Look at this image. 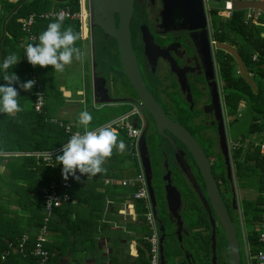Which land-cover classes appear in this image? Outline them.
<instances>
[{
    "label": "flooded vegetation",
    "instance_id": "obj_1",
    "mask_svg": "<svg viewBox=\"0 0 264 264\" xmlns=\"http://www.w3.org/2000/svg\"><path fill=\"white\" fill-rule=\"evenodd\" d=\"M133 6L134 10L129 21L130 41L145 86L165 115L171 121L183 126L204 151L221 201L235 228L232 211L235 210L237 213L238 208L241 209L242 199L240 197L243 192L240 191L233 174L232 157L229 154L228 165L225 159L226 146L229 152L230 121L225 110L222 80L216 74V79L209 78L210 70L204 35L191 29L170 28L169 24L165 25L161 16L164 7L163 0H134ZM114 19L117 25L116 13ZM142 24L147 26L150 36L146 32L144 35L141 32ZM88 34L92 51L99 50L103 54L111 53L112 59L114 54L118 70L119 59L115 39L110 36L105 39L98 27L91 28ZM93 55L95 56L94 52ZM96 62L95 73L105 77V86L110 97L135 98V93L121 72L116 76L115 81H112L109 76L107 77L106 71L98 67V61ZM90 79V93L92 94V74ZM212 81L216 82L215 91L212 89ZM118 82L119 87L122 84L128 88L127 94L119 93ZM215 92L218 99L214 95ZM133 108L138 111L136 106ZM136 116L139 118L140 115ZM145 116L146 118L142 114L140 117L143 120L142 130L147 127L146 142L153 188L160 187L164 191L158 196L156 193L157 203H159L158 215L165 221L161 211L164 207L161 200L165 194L164 187L167 185L172 219L175 222V218L179 221L180 217L182 222V239L178 241L177 238L172 237L175 252L172 251L171 255L164 253L165 263L167 264L170 260L169 264H181L180 262L185 260L187 264H195L197 258H204L200 264H224V261L228 263L226 241L215 215L212 213L214 219H211L207 212L205 202L209 204V199L206 184L192 155L170 131L163 129V132L159 133L152 117L148 113ZM171 139L177 149L173 146ZM201 139L206 142L207 146L202 144ZM181 156L188 166L185 168L190 171L192 177L187 172H183L178 159L181 160ZM213 227L216 243L214 260ZM189 234L193 244L191 252L186 249L184 242ZM189 256L192 257V261H189Z\"/></svg>",
    "mask_w": 264,
    "mask_h": 264
},
{
    "label": "trees",
    "instance_id": "obj_2",
    "mask_svg": "<svg viewBox=\"0 0 264 264\" xmlns=\"http://www.w3.org/2000/svg\"><path fill=\"white\" fill-rule=\"evenodd\" d=\"M69 8L75 12L80 8L79 0H0V63L4 57L15 53L19 59L7 72L15 73L21 83L30 79L36 81L31 91L19 89V104L22 111L15 115L0 113V153L4 152H30V154L3 156L0 155V164L3 163L5 171L0 172V264H51V249L46 242L43 248L48 251V259L43 260L42 255L33 253L37 231L43 223L44 212L40 188L51 181L59 182L62 177V165L56 156L62 154L59 150L51 158L52 163L43 161L42 155H33L31 152L43 153L60 149L68 141L65 131L67 120L61 122L57 119L52 122L48 117L54 98L47 90L51 88L57 93L59 89L50 85L52 66L33 68L25 56V38L27 32L21 28V20L29 14H39L49 10ZM244 10L232 12L225 24H220L214 38L234 46L241 56L246 71L257 77L258 87L253 89L249 83L237 73L233 57L217 50L219 76L224 88L225 105L231 114H234L237 104L243 98L247 111H255L264 117V38L256 31L258 27L243 22ZM54 22L53 18H35L31 27L38 43L39 35L46 30L47 25ZM71 26L80 35L78 19H65L64 28ZM82 39L76 42L81 49ZM256 54V59L252 56ZM95 59V57H94ZM4 71L0 70V85L6 84L3 80ZM42 91L43 105L40 111L35 109V91ZM60 102V101H59ZM62 103V102H60ZM252 119L249 124L250 131H262L263 123ZM62 123V125H60ZM70 127V126H69ZM74 131L75 126L70 127ZM95 128V127H92ZM237 173L240 177H252L256 191L254 199H244V211L247 221L254 228L249 232L252 251L259 248L258 229L264 212V157L259 154V147L253 145L248 149L243 160H239L241 148L234 152ZM126 157L130 158L129 154ZM73 179V178H72ZM70 179V182L72 181ZM134 189V188H133ZM61 207L54 208L52 212L58 213ZM23 233H28V240L23 251H15ZM240 241V240H239ZM227 264V261H226Z\"/></svg>",
    "mask_w": 264,
    "mask_h": 264
},
{
    "label": "water",
    "instance_id": "obj_3",
    "mask_svg": "<svg viewBox=\"0 0 264 264\" xmlns=\"http://www.w3.org/2000/svg\"><path fill=\"white\" fill-rule=\"evenodd\" d=\"M134 0H85V7L88 12V21H89V29L93 27H98L104 34V38L107 39L109 36L115 39L117 49H118V59H119V72L123 74V76L128 80L131 90L135 93V98L130 97H117L112 98L108 94V89L105 86L106 79L105 77L98 76L95 73V68L97 66V62L94 59V55H92V99L93 103H99L101 105H115V104H132V106H136L139 115L146 118V113H148L156 126V130L159 133L163 132V129L170 131L176 138H178L189 150L192 158L199 168L201 175L206 184L207 188V196L209 199V204H206L207 212L209 213L210 218L212 219V213L215 215L216 221L221 227L223 237L226 241L227 248V264H241V253H240V242L238 240V235L232 223V220L227 213L224 205L221 201L219 193L216 188V182L211 172L209 162L204 151L198 145L196 140L190 135V133L181 125L171 121L163 112L161 107L155 101L151 93L147 90L145 83L141 77L140 71L138 69L137 61L135 53L131 46L130 41V29H129V21L132 16L134 6ZM163 9L161 11V16L163 18V23L169 24L170 28H187L194 30L196 33H202L204 35V41L206 46V56L208 68L210 70L209 78H215V68H214V60L212 58L209 37L206 29V18L203 10L202 0H163ZM259 8L264 13V2L263 1H252V0H234L233 1V9H245V8ZM118 16V23L115 24L114 14ZM141 32L143 35L144 32L150 33L145 24L140 26ZM193 31V32H194ZM152 41V36L150 38ZM217 50H223L224 52L230 54L235 60L240 74L242 77L249 83V85L255 88L252 80L245 70V66L243 60L239 53L231 46L225 43L217 42L215 44ZM92 48V47H91ZM215 61L216 58H215ZM218 81V80H217ZM213 87V91H215V81L211 82ZM117 87H119V82ZM223 87V85H222ZM224 91V88H223ZM128 88L123 86L119 87V93L127 94ZM217 94L216 92L214 95ZM217 95H215L216 97ZM218 99V96H217ZM218 101V100H217ZM138 117L132 118V123L136 126L138 123ZM146 132L147 127H144L142 133L140 134L139 139V152L140 157L146 177L148 192L151 200V205L154 210L155 220L158 224L159 232H160V264L165 263V255L164 253L172 254L174 251V243H172V237L177 238V240L182 239V222L179 217V221L175 222L171 216V209L169 207V188L167 185L164 187L165 194L162 196L163 203H161L164 207V217L160 219V215H158L157 207H159V203H157V196L159 193H163L164 191L158 187L154 189L153 181H152V172L151 166L148 156V148L146 142ZM223 136H221L222 138ZM223 139V138H222ZM221 139V140H222ZM173 146L175 149L177 147L174 145L173 139H171ZM181 162V167L183 172H187L189 176L192 177L187 164L181 156L178 158ZM225 159L228 165L229 163V152L226 146L225 150ZM186 167V168H185ZM214 219V218H213ZM213 223V222H212ZM166 228V229H165ZM167 230V231H166ZM171 230V231H169ZM173 235V236H172ZM166 247V249H165ZM216 243H215V229L213 227L212 231V252H213V260L216 257ZM175 252V251H174ZM173 252V254H174Z\"/></svg>",
    "mask_w": 264,
    "mask_h": 264
},
{
    "label": "crops",
    "instance_id": "obj_4",
    "mask_svg": "<svg viewBox=\"0 0 264 264\" xmlns=\"http://www.w3.org/2000/svg\"><path fill=\"white\" fill-rule=\"evenodd\" d=\"M217 1L220 6L222 0ZM262 1L264 2V0ZM83 2L85 6V0H83ZM219 6L217 7L218 9L221 7ZM247 9L248 8L239 10H244L245 15ZM212 14L210 16V23L211 32L214 38L216 28H213L212 25ZM228 17L230 18L231 16ZM259 21L261 22V25H255L258 27L256 31L264 38V16H261ZM88 33L89 30L86 31L83 37L80 33L82 41L88 39V36H85L89 35ZM217 42L218 41L216 40V43ZM82 46L83 44L81 43V52H83ZM216 65H218V63ZM236 72L240 74L238 66ZM215 73L219 75V69H217ZM67 95H69L68 91ZM85 101L86 98L79 100L80 103H85ZM246 105L245 100L241 98L234 114H237L239 109L243 108L245 114L249 113L251 115V120L256 118L255 114L257 113L255 111H247ZM225 110L227 115L231 114L227 106ZM57 119L59 118H51V121L54 122V120ZM60 120L61 122L63 121L62 119ZM234 120H236V118H234ZM260 122L264 124V117L261 118ZM66 124L70 127L74 126L68 120ZM76 127L77 126H75L74 131H84V128ZM117 132L123 136V139L118 140L124 142L128 149L127 152H125V149L121 152L114 148L112 156L108 158L103 165L106 169L105 172L99 173L96 176L87 177L84 175V177H81V182L72 179L69 187L66 189L61 187L60 191L65 190L69 194L70 200L60 206L61 210H59L58 213L54 214L52 212L46 223V244H48V249H51L53 257L51 264H148L149 244L146 236L148 235L150 228L144 220V211L141 208V201H136L132 197L134 187L121 184L122 180L133 178L136 175L128 176V174H125L127 172L124 168L128 159L126 154L129 152L128 154L130 158L131 155L124 133L121 131ZM249 132L251 133L254 131L249 130ZM256 132L261 135V140L259 142L252 143V141L241 134L238 135L235 140H232L231 137L229 138V154L234 162L233 174L235 180H237L239 174L236 169L234 152L236 149L241 148L240 157L238 159L243 160V156L248 149H251L253 145L259 147L260 144L264 142V125L262 131ZM9 153H16L15 155L30 154V152H4L2 154ZM36 153L37 152H31V154L37 156ZM259 154L263 156L260 153V150ZM61 180L55 182L60 184ZM254 189L255 188L253 187V190ZM240 199H252V197L247 198L242 195ZM44 210L45 208L42 202V211L44 212ZM142 211L143 216L140 214ZM44 214V216H46L47 213L44 212ZM145 227L147 229H145ZM36 233L37 235L39 234L38 231ZM184 242L186 249L191 252L192 240L190 234L185 237ZM181 256L182 254L180 257ZM189 261H192L191 256H189Z\"/></svg>",
    "mask_w": 264,
    "mask_h": 264
},
{
    "label": "built area",
    "instance_id": "obj_5",
    "mask_svg": "<svg viewBox=\"0 0 264 264\" xmlns=\"http://www.w3.org/2000/svg\"><path fill=\"white\" fill-rule=\"evenodd\" d=\"M82 1V2H81ZM80 2V8L78 11L72 12L69 8L61 9V10H49L46 12H41L39 14L31 13L27 17L23 18L21 20V28L23 31L27 32V37L25 38V44L28 43H34L35 41V35L31 31V27L35 21L36 16L37 17H43V18H53L51 15L52 13H58L60 11H64L66 13V18L69 19H78L79 21V28L81 36L86 33L89 29V21H88V12L86 7L84 6L83 0ZM252 1H259V0H252ZM262 1V0H260ZM203 3V10L205 13L206 18V27L208 30V36H209V43H210V49L211 54L214 60V68L215 71H217L218 65L215 61V51H216V40L213 38L212 32H211V23H210V16L215 10H218L219 3L217 0H202ZM224 11L227 12L228 16L232 15L233 9V0H222L220 5ZM219 6V7H220ZM263 16V12L259 8H248L245 15H244V23L249 24L252 23L254 25H261V22L259 21V18ZM88 24V29L87 25ZM86 37L88 35H85ZM253 59H256V55H253ZM218 75L217 73H215ZM35 109L37 111L41 110V107L44 103L43 94L42 91L36 90L35 91ZM138 111L133 108L132 110L128 111L127 113L123 114L121 117L115 119L111 123L105 125L110 126L117 131H121L124 133L126 137V141L128 143V147L130 150L131 158L134 159L135 165L137 166L138 172L136 176L133 178H128L121 181V184L124 186H133V193L132 197L134 200L141 201V208L144 211V220L146 224L149 226L150 231L148 235L146 236V239L148 241V264H160V232L158 225L155 220L154 210L151 205V200L148 192L146 177L140 157L139 152V139L141 130L143 127V120L139 116V120L137 121V125L134 126L132 123V118L137 117ZM56 122V120H54ZM62 125V123H60ZM103 127V126H102ZM99 128V127H98ZM94 130V129H93ZM65 131L68 133L69 137L75 134L78 131H72L71 128L66 125ZM84 132V131H83ZM83 132H80L81 134ZM67 143V142H66ZM59 150H62V147L60 149H57L55 151L50 152H43V153H36L37 155H42L43 161L47 163H52V156L56 154ZM260 153L264 156V142L260 144L259 146ZM77 175H80L79 172H77ZM81 177H84V175H81ZM70 179L72 177L70 176L67 181L64 179L61 180L60 184L56 182H50L47 185H44L40 188V197L44 205V212H46V216H44V223L40 226L38 230V235L36 236L35 246L33 248V253L36 255H42L43 260L48 259V251L43 248V244L46 242L45 233L47 230V221L49 220V216L52 213V210L54 208L60 207L63 203H67L70 200L69 194L64 190L60 191L61 187L66 189L70 186ZM65 195L67 196V199H65ZM264 195V193H263ZM237 217L239 220V224L241 227V245L243 248L244 253V259L245 264H264V212L262 213V221L259 224L258 229V241L260 243V246L258 249L252 251L250 240H249V234H247L244 230V224H243V218H242V212L241 209L238 208L237 210ZM28 240V233H23L20 240L18 241V244L15 248V251H23L25 247V243Z\"/></svg>",
    "mask_w": 264,
    "mask_h": 264
},
{
    "label": "clouds",
    "instance_id": "obj_6",
    "mask_svg": "<svg viewBox=\"0 0 264 264\" xmlns=\"http://www.w3.org/2000/svg\"><path fill=\"white\" fill-rule=\"evenodd\" d=\"M51 15L54 22L49 23L46 30L39 35L38 43L27 44L25 56L33 68L50 65L56 72H63L74 60L82 59L83 53L76 46L80 35L71 26L63 27L66 18L64 11ZM18 61L17 55L13 53L4 57L0 63V70L4 71L3 80L6 81V84L0 85V113L6 115H15L22 111L19 104V89L31 91L36 83L34 79L21 83L15 73L7 72ZM17 84L19 89L14 86ZM92 120L93 116L88 111L80 112L78 124L84 128V132L73 134L67 143L63 144L62 154L56 156L59 164L63 166L62 177L65 181L71 176L77 182H81V175L89 177L105 172L103 165L112 156L113 149L121 152L125 149L124 142L118 140L116 129L103 126L88 130ZM77 172L80 175H77Z\"/></svg>",
    "mask_w": 264,
    "mask_h": 264
},
{
    "label": "rangeland",
    "instance_id": "obj_7",
    "mask_svg": "<svg viewBox=\"0 0 264 264\" xmlns=\"http://www.w3.org/2000/svg\"><path fill=\"white\" fill-rule=\"evenodd\" d=\"M81 1V0H80ZM82 2V1H81ZM222 8V7H220ZM218 9L217 11L213 12L211 21L213 28H217L219 24H225L229 17L226 11L223 9ZM264 16V14H263ZM87 29H88V24ZM264 29V28H263ZM82 59L80 60H74L71 65H68L64 68L63 72H56L54 69L50 73V85L53 87L60 89L57 93L54 90H51V88H47V90L52 94L54 98H57L58 100L55 101L53 99V105L50 108V112L48 117L49 118H59L62 120H68L70 123H72L74 126H77L76 128H83L78 124V116L79 113L82 111H88L92 116L93 120L91 124L88 126V130H93L98 127L105 126L115 119L121 117L123 114L130 111L133 106L132 104H117V105H101L99 103L94 104L92 99V94L90 93V78H91V68H92V52L95 54V58L98 61L99 66L103 70L106 71L107 77L112 81H115L116 76L119 75V71L117 70L118 63L116 60V57L113 54V59L111 57V53H102L99 50L98 51H92L91 44L89 38L82 41ZM234 47V46H233ZM217 53V49L215 51ZM234 60V59H233ZM235 62V60H234ZM234 67L237 68L236 62L233 63ZM250 75V74H249ZM252 80L254 86L258 87V80L257 77L254 75L249 76ZM253 88V87H252ZM255 89V88H253ZM67 91L69 92V95H67ZM83 93L82 95L80 93ZM224 93V92H223ZM158 96V95H157ZM82 98H86L85 103H80L79 100ZM62 103H60V102ZM59 106V107H58ZM62 108V109H60ZM250 114L244 112V109H239V112L237 114H228L227 117L231 121L229 124V134L231 139L235 140L238 135H242L247 137L252 143L259 142L261 140L260 133L254 131L249 132V124H250ZM258 121H261V115L255 114ZM236 118V120H234ZM95 127V128H92ZM118 139H123V136L121 134H118ZM202 144L207 146L206 142L201 139ZM128 149L125 146V152H127ZM129 153V152H128ZM127 153V154H128ZM16 153H9V154H2L3 156H11L15 155ZM128 176H134L137 173V167L135 165L134 160L131 158L127 159V163L125 165V168ZM5 171L3 163L0 164V172ZM236 183L238 184L240 191L243 192V196L247 198L252 199L255 197L256 192L253 190V185L255 184L252 177L248 176V173L242 177H237ZM241 210L243 213V224H244V230L247 234L251 232L254 228L249 224L246 218L245 209L243 200L241 201ZM162 212H165L164 209L161 208ZM232 217L235 224V228L238 234L239 239H241V227L239 224V220L237 217V213L235 210L232 211ZM143 216V211L140 213ZM163 215V214H162ZM145 229H147L145 227ZM51 235V234H49ZM240 242V253H241V264H245V259L243 255V248ZM193 247V244H192ZM204 258H197V263L200 264V262L203 261ZM224 261V260H223ZM170 263L167 262V264ZM181 264H187L185 260H182L180 262ZM224 264H226V261H224Z\"/></svg>",
    "mask_w": 264,
    "mask_h": 264
}]
</instances>
